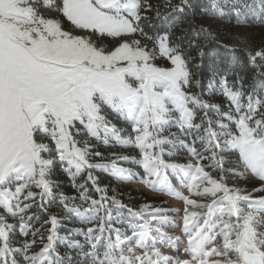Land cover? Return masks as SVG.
Wrapping results in <instances>:
<instances>
[{
    "label": "snow or ice",
    "instance_id": "1",
    "mask_svg": "<svg viewBox=\"0 0 264 264\" xmlns=\"http://www.w3.org/2000/svg\"><path fill=\"white\" fill-rule=\"evenodd\" d=\"M256 6L0 0V264H264V38L253 51L232 35L221 45L232 61H218L207 45L219 31L199 23L251 14L264 33ZM125 165L183 209L124 203L97 173L131 183ZM230 174L258 183L230 185ZM181 243L185 259L158 247Z\"/></svg>",
    "mask_w": 264,
    "mask_h": 264
},
{
    "label": "trees",
    "instance_id": "2",
    "mask_svg": "<svg viewBox=\"0 0 264 264\" xmlns=\"http://www.w3.org/2000/svg\"><path fill=\"white\" fill-rule=\"evenodd\" d=\"M153 4H160L163 5L164 0H152ZM262 9L259 7V3L257 0V6L255 9V17L258 19L259 16L262 13ZM242 19H248L249 23L248 24H242L246 26V32L244 36H247V38L252 42L253 44V51L257 50L261 44V39L264 38V33L261 32L260 25L258 23H252V15L250 14L248 17H242ZM208 21L207 24L204 22ZM200 24L208 25L212 24V27L214 30H218L220 34V44H217L215 42L208 43L207 47L208 49L211 50V54L219 61L221 59H224L227 57L228 62L232 61V56L227 52V50L223 49L221 47L222 44L224 43H229L231 41V36L236 35L235 34V29L239 26L236 23L235 18L233 17H226L224 20L218 21V22H213L212 20L208 18L201 19L199 21ZM237 36V35H236ZM201 39L203 40L204 37L201 36ZM237 56L240 59L242 67L247 68L248 75H251L252 69L249 65L246 63V57L242 52H238ZM122 123V122H120ZM127 127V125H126ZM101 151H104L106 154L108 152L112 151H122L120 148H109L105 149L101 147ZM123 151H129L132 152V154H137L134 150L131 149H123ZM175 162L177 163H187L191 158L188 156L186 150H180L177 155L175 156ZM192 163H195V160H192ZM125 167H131L135 172L138 173L137 176L133 178V181L131 183L125 181V182H120L116 179H114L111 175L105 174V173H97L100 175L101 182L102 184H107L110 185V188H115L117 190V196L119 199L123 200L124 203L129 204L131 206H139L144 203H149L154 206H160L164 208H170V209H183V201L171 196L167 195L163 192L159 191H152L148 188H145L141 183H140V178L143 176V170L134 166V165H125ZM226 167H230L234 169L235 171H239L240 168L239 166L236 165L235 163V158L232 159V163L229 165H226ZM60 180L62 182V190L68 194V195H74V189L70 186V181L69 179L62 175L60 176ZM170 181L175 187L176 191L179 193H182L183 195H188V191L184 185H182L179 180L176 178L175 175L170 173ZM242 179H239L237 176L230 174L228 178V183L230 185H237L240 187H247L249 190H251L252 186L254 184H257L258 182H241ZM241 182V183H240ZM111 194V192H110ZM259 195V194H257ZM125 215H127L125 213ZM170 215H173V213H170ZM177 223L181 221V217L183 215V212L181 211L179 214H175ZM39 225H37L38 227ZM68 227H80L78 223H73V224H68ZM170 235H175V236H181L182 241H183V236L180 231V228H171L167 229ZM64 234V230H61V235ZM183 243H181L180 248L182 247ZM158 247H167L164 245H158ZM137 252H140V249H137ZM169 255L172 256H177L178 254L172 253V252H165ZM179 256V255H178ZM181 259H185V257H181Z\"/></svg>",
    "mask_w": 264,
    "mask_h": 264
},
{
    "label": "rangeland",
    "instance_id": "3",
    "mask_svg": "<svg viewBox=\"0 0 264 264\" xmlns=\"http://www.w3.org/2000/svg\"><path fill=\"white\" fill-rule=\"evenodd\" d=\"M207 22L208 21H205L204 23L205 24H207ZM246 26H244V25H239L236 29H235V34L237 35V36H244V34H245V32H246ZM158 63H160V64H164L165 63V61H163V60H160V61H158ZM120 126H122V127H126V125L125 124H123V122L122 123H120ZM248 181H251V182H257V181H255L254 179H252V178H249V180H247V181H245V180H242L241 182H248ZM240 182V183H241ZM179 223H181V221L179 222ZM183 247H184V245H182V247L180 248V250H179V252H177V251H174L173 249H171V248H169V247H162L161 248V250L163 251V252H172V253H177L179 256H181V257H185V258H187L185 255H184V252H183Z\"/></svg>",
    "mask_w": 264,
    "mask_h": 264
}]
</instances>
